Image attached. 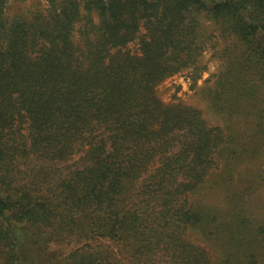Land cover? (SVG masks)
I'll list each match as a JSON object with an SVG mask.
<instances>
[{
	"label": "trees",
	"instance_id": "trees-1",
	"mask_svg": "<svg viewBox=\"0 0 264 264\" xmlns=\"http://www.w3.org/2000/svg\"><path fill=\"white\" fill-rule=\"evenodd\" d=\"M46 1L8 17L0 0V264H213L189 195L225 132L158 87L198 64L210 20L232 36L222 88L258 101L264 0ZM229 226L225 263L264 264V226Z\"/></svg>",
	"mask_w": 264,
	"mask_h": 264
},
{
	"label": "rangeland",
	"instance_id": "rangeland-1",
	"mask_svg": "<svg viewBox=\"0 0 264 264\" xmlns=\"http://www.w3.org/2000/svg\"><path fill=\"white\" fill-rule=\"evenodd\" d=\"M45 8L46 0H9L6 13L8 17L22 13L31 16ZM94 20L97 22L96 15ZM231 38H224L212 21H205L198 31L205 47L198 64L158 87L165 103H182L196 109L209 125L221 126L225 132L224 143L216 151L217 166L189 195L191 205L206 217L200 226L189 229V236L211 254L213 264H226L231 251L240 246L238 238L233 240L229 226L238 217L247 218L254 228L264 226V131L257 113L264 106V93L255 102L234 100L222 88L228 66L225 47ZM214 214L220 217L218 225L210 222ZM230 259L232 263L238 261L232 256Z\"/></svg>",
	"mask_w": 264,
	"mask_h": 264
}]
</instances>
